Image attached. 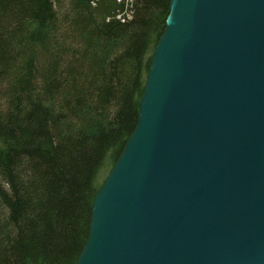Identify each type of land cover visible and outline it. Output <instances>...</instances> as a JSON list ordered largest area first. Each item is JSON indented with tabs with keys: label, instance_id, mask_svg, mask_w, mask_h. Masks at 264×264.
I'll use <instances>...</instances> for the list:
<instances>
[{
	"label": "water",
	"instance_id": "95a60500",
	"mask_svg": "<svg viewBox=\"0 0 264 264\" xmlns=\"http://www.w3.org/2000/svg\"><path fill=\"white\" fill-rule=\"evenodd\" d=\"M76 264H264V0H171Z\"/></svg>",
	"mask_w": 264,
	"mask_h": 264
},
{
	"label": "trees",
	"instance_id": "16d2710c",
	"mask_svg": "<svg viewBox=\"0 0 264 264\" xmlns=\"http://www.w3.org/2000/svg\"><path fill=\"white\" fill-rule=\"evenodd\" d=\"M170 2L0 0V264L77 263Z\"/></svg>",
	"mask_w": 264,
	"mask_h": 264
},
{
	"label": "rangeland",
	"instance_id": "374dc122",
	"mask_svg": "<svg viewBox=\"0 0 264 264\" xmlns=\"http://www.w3.org/2000/svg\"><path fill=\"white\" fill-rule=\"evenodd\" d=\"M109 171V170H108ZM108 171H106V172H104L103 174H102V181H104V180H106L107 179V177H108V175H109V172Z\"/></svg>",
	"mask_w": 264,
	"mask_h": 264
},
{
	"label": "built area",
	"instance_id": "2783aa9c",
	"mask_svg": "<svg viewBox=\"0 0 264 264\" xmlns=\"http://www.w3.org/2000/svg\"><path fill=\"white\" fill-rule=\"evenodd\" d=\"M94 1H99V0H94ZM128 4H129V1H127V7H128ZM129 8H131L130 6H129ZM132 9V8H131Z\"/></svg>",
	"mask_w": 264,
	"mask_h": 264
}]
</instances>
